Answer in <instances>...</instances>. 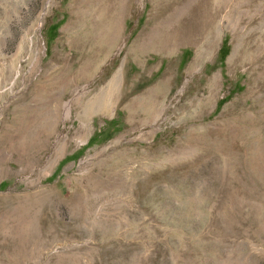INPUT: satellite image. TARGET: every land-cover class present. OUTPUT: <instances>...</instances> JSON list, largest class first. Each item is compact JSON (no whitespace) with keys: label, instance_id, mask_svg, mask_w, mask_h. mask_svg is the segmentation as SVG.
<instances>
[{"label":"rangeland","instance_id":"rangeland-1","mask_svg":"<svg viewBox=\"0 0 264 264\" xmlns=\"http://www.w3.org/2000/svg\"><path fill=\"white\" fill-rule=\"evenodd\" d=\"M0 264H264V0H0Z\"/></svg>","mask_w":264,"mask_h":264},{"label":"bare ground","instance_id":"bare-ground-1","mask_svg":"<svg viewBox=\"0 0 264 264\" xmlns=\"http://www.w3.org/2000/svg\"><path fill=\"white\" fill-rule=\"evenodd\" d=\"M200 59H202L201 54L197 53L195 55V57L193 58V60L190 62V64L187 67V71H190L191 69H193L194 67H197L199 64ZM121 74V73H120ZM170 76V75H169ZM168 76V77H169ZM121 77V76H120ZM168 77L164 78V80H166ZM215 77L217 78L218 75H215ZM67 106V112H69V104L66 105Z\"/></svg>","mask_w":264,"mask_h":264}]
</instances>
